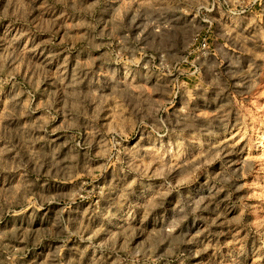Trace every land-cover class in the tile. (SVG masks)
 Masks as SVG:
<instances>
[{"label":"rangeland","instance_id":"obj_1","mask_svg":"<svg viewBox=\"0 0 264 264\" xmlns=\"http://www.w3.org/2000/svg\"><path fill=\"white\" fill-rule=\"evenodd\" d=\"M0 264H264V0H0Z\"/></svg>","mask_w":264,"mask_h":264},{"label":"built area","instance_id":"obj_2","mask_svg":"<svg viewBox=\"0 0 264 264\" xmlns=\"http://www.w3.org/2000/svg\"><path fill=\"white\" fill-rule=\"evenodd\" d=\"M207 48V43H203V49Z\"/></svg>","mask_w":264,"mask_h":264}]
</instances>
